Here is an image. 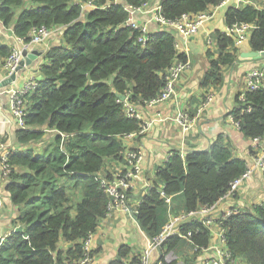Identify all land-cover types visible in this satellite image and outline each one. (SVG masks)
<instances>
[{"label":"trees","instance_id":"trees-1","mask_svg":"<svg viewBox=\"0 0 264 264\" xmlns=\"http://www.w3.org/2000/svg\"><path fill=\"white\" fill-rule=\"evenodd\" d=\"M29 1L37 7H26L24 0H0L3 25L15 20L13 33L26 42L34 26L62 25L64 43L44 51L38 68L43 78L36 80V86L25 96V128H17L14 133L21 144L46 143L40 151L30 147L8 154L11 166L26 169L21 174L11 170L6 185L12 203L20 206L16 222L23 230L4 237L0 264H51L54 257L60 260L80 255V241L92 233L108 203L96 173L102 170L105 158L120 156L123 148L119 137L135 132L140 124L138 119L125 116L116 94L129 91L132 102L155 97L163 85L162 73L171 62L175 58L186 60L176 49L168 27L151 32L141 45L136 41L137 31L120 26L126 17L122 5L138 6L146 0H96V7L82 17L80 3L74 0ZM221 1L162 0L160 12L173 20ZM224 20L227 25L254 24L249 45L252 50H264V9L229 7ZM215 42L217 56L209 60L203 86L217 84L221 67L236 61L230 37L218 32ZM10 49L0 42V58ZM238 96V106L230 115L238 121L244 137L264 140L263 84L255 91L244 92V102ZM248 104L250 110L244 111ZM40 126L54 130L51 140L44 139L45 131ZM246 169L245 159L234 157L231 145L224 144L221 135L209 150L190 151L183 156L173 151L156 169L162 188L149 189L138 203L135 218L149 237L154 236L168 221L160 190L172 199L179 196L182 211L209 207ZM77 193L79 199L73 201ZM173 208V212L180 211ZM71 210H75L74 215ZM222 217L220 225L233 257L246 264H264V202L252 211L238 210ZM182 233L190 239L192 249L195 247L194 256L208 245L210 231L201 221L183 224ZM60 238L74 243L61 251L56 247ZM178 240L171 236L163 245L171 248ZM128 250L121 247L118 258L109 264H123Z\"/></svg>","mask_w":264,"mask_h":264},{"label":"crops","instance_id":"crops-1","mask_svg":"<svg viewBox=\"0 0 264 264\" xmlns=\"http://www.w3.org/2000/svg\"><path fill=\"white\" fill-rule=\"evenodd\" d=\"M24 1L26 7H37L36 4H29V0ZM86 1L74 0V3H80V17L88 10L96 7V0L90 5L85 3ZM149 1L151 5L156 3L161 6L162 0ZM245 5H250L256 9H264V0H224L220 4L209 5L207 10L211 12L212 17L202 23L197 32L189 38H185L171 27H168L174 35L176 49L178 52L183 53L188 65L176 80L174 94L169 100L156 103L152 106L142 103L136 104L141 114V121L150 122L149 126L142 134L129 135L130 133H128L119 137L123 148L120 156L117 158H105L102 170L98 171L105 177H107L105 175L107 173V178L110 180L119 181L129 170L125 159L126 152L132 150H140L142 152L143 158L137 176L125 179L126 186L119 185L125 194L128 210L122 207H115L108 212L106 211L98 219L96 227L91 233L89 242L92 255L91 264L111 263L118 258L119 249L123 246L128 247L129 250L122 258V261L135 259L140 255L150 237L139 225L130 208H135L141 198L152 187H157V191L162 188L163 184L157 178L156 169L167 160L171 152L176 151L183 156L190 151L209 150L211 144L221 135L222 142L231 145L232 155L245 159L248 167L251 165V156L256 155L259 148L255 149L250 145V139L244 137L239 129V125L236 126L232 120L230 113L238 106L236 101L237 95L246 92L245 73L249 69L264 63V56L240 59L241 52L252 50L248 42L252 31L247 40L240 43L232 40V47L236 49V61L230 66L221 67L219 82L217 84L209 82L205 86L201 82L204 78V73L210 67V58L217 56L215 34L218 32L222 33L227 26L224 20L226 9L229 7L240 8ZM20 9L15 10V17ZM147 17V13H139L137 15L140 21L145 20ZM14 22L15 20L8 26H4L0 21V42L7 44L10 48L12 45L18 43L17 36L13 33ZM51 27L55 28L56 31L42 43L25 45L24 49L31 63L24 66L12 83H7L5 70L2 67L0 68V86L2 89L6 91L17 89L29 79L39 81L43 78L38 68L44 51L54 45L64 43L62 37L64 27L62 25ZM162 27L165 26L152 23L150 25V32L158 31ZM208 40H211V43H208ZM20 46L23 48L22 44ZM2 62L3 58H0V66ZM263 80L264 76L262 79L264 87ZM203 101H208V103L202 112L195 117L196 109ZM8 102V93H1L0 152L24 151L30 147L36 151H40L46 142L21 144L16 141L14 133L18 127H16L12 114L9 111ZM181 111L186 112L192 118L195 117L188 130H183L176 121V115ZM38 128L45 131L44 139L51 140L54 130L48 129L46 126ZM249 147H252L253 150L249 151ZM12 171L21 174L26 169L20 166H12ZM8 180L9 176L2 175L0 171V236L3 237H6L12 229L14 232V228L19 225L16 219L20 209L10 199V193L6 188ZM160 192L163 191L160 190ZM160 197L164 201L161 194ZM73 198V201H77L79 199L78 193ZM263 202L264 174L255 170L233 196L228 195L216 201L211 211L212 222L207 227L210 231L208 245L221 244L217 237V232L221 227L220 219L223 213L238 210L252 211L255 206ZM164 204L168 212V218L170 217V213L173 212V206V209L182 211V200L179 196H176L174 199L170 196V203L168 204L164 201ZM71 214L74 215L75 210H71ZM176 237L179 240L175 242L176 244L173 247L170 248L168 245H162L160 249L155 250L151 254V264H181L182 260L187 264L195 263L197 256L195 257L193 254L190 239L187 236ZM80 242L82 250L83 240ZM73 243L60 238L56 247L64 251L71 248ZM224 246L227 247L225 242ZM234 260V264H246L241 259L236 260V257H234Z\"/></svg>","mask_w":264,"mask_h":264},{"label":"built area","instance_id":"built-area-1","mask_svg":"<svg viewBox=\"0 0 264 264\" xmlns=\"http://www.w3.org/2000/svg\"><path fill=\"white\" fill-rule=\"evenodd\" d=\"M94 0H87L85 3L91 4ZM119 2L118 0H115ZM224 2L222 0L220 3ZM219 3V4H220ZM123 9L126 11V17L123 23L120 26H124L135 30L138 32L136 41L141 45L148 40L150 32V25L155 23L157 25H163L166 27H171L175 32L180 33L185 38H189L194 35L199 26L205 21L209 20L212 17V14L209 10H203L197 14L191 15L188 13H183L179 17L169 20L166 19L160 12L161 6L159 4L151 5L149 0L144 1L140 5L132 4H123ZM139 13H147L148 17L140 21L137 18ZM255 27L254 24L248 22H235L230 25H227L225 30L222 32L226 36L232 38L236 43H240L248 39V36L252 29ZM56 31L55 28L47 27L45 25L34 26L29 31V40L26 42L23 38L17 37V44L11 46L9 54L3 58V62L0 66L5 70V77L17 76L20 70V61L23 60L22 51L26 44H39L42 43L45 39L50 37ZM208 43H211V40H208ZM23 45V48L20 45ZM188 63L186 60L182 61L181 59L175 58L171 64L166 68L162 73L163 85L160 88L158 94L155 97L149 99H140V102H132L130 99V92L127 91L123 95V98H117L122 104V109L126 117L136 118L140 121L139 128L129 135H139L144 133V131L149 126L150 122L141 121V114L136 104L142 103L144 105L152 106L159 102H164L169 100L175 91V83L181 73L186 69ZM264 76V63L260 66L253 67L245 73L246 80V91L252 92L260 87H262V79ZM15 80V79H14ZM12 80L11 83L14 81ZM1 82V80H0ZM36 86V80L29 79L23 85L17 89L4 90L0 86V94L8 93V106L9 111L12 114V117L15 121V125L18 128H25L24 124V115L26 113V102L25 96L30 93L31 90ZM244 92L239 95V100L244 102ZM208 101H203L200 106L196 109L195 117L199 115L202 110L206 107ZM250 105L248 104L244 111H249ZM195 117H191L186 112H179L176 115L177 123L182 127L183 130H188L192 124V121ZM235 125L238 126V121H235L232 117ZM250 145L255 149L259 148L258 153L254 156H251L252 163L247 169L231 180L229 182L228 188L225 193L222 195V198L225 196H233L236 191L242 186V184L253 174L255 170L260 171L264 174V140L260 137H253L250 139ZM252 148V147H250ZM253 150V148L251 149ZM8 151L0 152V171L4 176H9L12 166L8 161ZM143 155L140 150H132L126 152L125 159L126 163L129 166V170L123 175V178L119 181L110 180L99 172L96 173V177L102 187L103 191L108 197V203L106 211H110L115 207H122L128 210L126 203V197L124 192L120 189V184L126 186L127 183L125 179H130L136 177L140 171L141 161ZM161 196L164 198L166 203H170V196L165 195L163 192H160ZM219 199V200H220ZM138 206V205H137ZM137 206L135 208H130L131 213L134 214L137 211ZM215 204L209 207H200L194 210L189 211H178L170 213L168 221L162 226L161 230L154 236L148 239L146 246L141 251L135 259L123 261V264H151L150 256L151 254L162 247L166 240L171 236H185L182 233L183 224L189 223L190 221H201L206 227L212 222L211 211L213 210ZM233 211H227L223 214V217H227ZM13 232V229L11 230ZM91 233L83 239L82 250L80 255L77 258L68 259L66 257L61 258L60 260L53 258L51 264H91L92 255L89 247ZM217 237L220 240V245H207L202 248L201 251L195 255L196 261L194 264H234L235 260L232 253L224 246V230L220 227L217 232ZM3 236H0V244L3 240ZM195 249V247L193 248ZM203 250V252H202Z\"/></svg>","mask_w":264,"mask_h":264},{"label":"water","instance_id":"water-1","mask_svg":"<svg viewBox=\"0 0 264 264\" xmlns=\"http://www.w3.org/2000/svg\"><path fill=\"white\" fill-rule=\"evenodd\" d=\"M22 56H23V60L20 61V68H22L23 66H26V64L31 63V60L28 58L27 52L25 49L22 51ZM261 56H264V50H261V51L249 50L247 52H241L240 59H242V58H259ZM20 71H19V73H20ZM14 79H15V76L12 75V76L8 77L6 79V81L9 84ZM116 97L122 99L123 95L116 94ZM21 231H22V226H20V225H18L14 228V232H21Z\"/></svg>","mask_w":264,"mask_h":264},{"label":"rangeland","instance_id":"rangeland-1","mask_svg":"<svg viewBox=\"0 0 264 264\" xmlns=\"http://www.w3.org/2000/svg\"><path fill=\"white\" fill-rule=\"evenodd\" d=\"M248 180V179H247ZM246 180V181H247ZM19 208H20V206H19ZM178 246V245H177ZM183 262L181 263V264H187L184 260H182ZM240 262V261H239Z\"/></svg>","mask_w":264,"mask_h":264}]
</instances>
